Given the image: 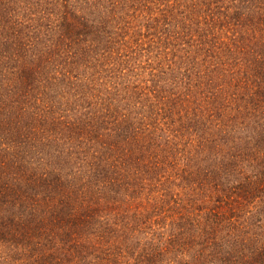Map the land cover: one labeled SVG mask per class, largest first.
<instances>
[{"label":"trees","instance_id":"obj_1","mask_svg":"<svg viewBox=\"0 0 264 264\" xmlns=\"http://www.w3.org/2000/svg\"><path fill=\"white\" fill-rule=\"evenodd\" d=\"M0 264H264V0H0Z\"/></svg>","mask_w":264,"mask_h":264},{"label":"rangeland","instance_id":"obj_2","mask_svg":"<svg viewBox=\"0 0 264 264\" xmlns=\"http://www.w3.org/2000/svg\"><path fill=\"white\" fill-rule=\"evenodd\" d=\"M144 47H145V49H149V50L145 51L144 49H141L139 52V56H137L138 54L133 55V57L138 58V61L140 64H145L148 62H155L156 60H159V59H163L167 63L169 62L168 61L169 55L168 54H167V56L159 55L158 54V48H156L154 43L148 44L147 42H145ZM132 61H133V58L131 59V62ZM131 66L133 67V66H135V64L133 63ZM133 69H135V67Z\"/></svg>","mask_w":264,"mask_h":264}]
</instances>
